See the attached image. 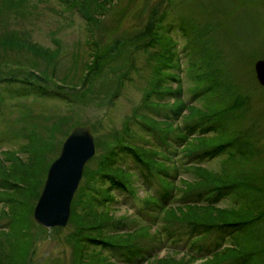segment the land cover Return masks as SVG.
<instances>
[{"label":"trees","instance_id":"1","mask_svg":"<svg viewBox=\"0 0 264 264\" xmlns=\"http://www.w3.org/2000/svg\"><path fill=\"white\" fill-rule=\"evenodd\" d=\"M61 1L66 7H77L89 23L100 20V16L106 12L110 2V0ZM23 8H28L26 0H0V23L3 24L11 16L15 18L25 16L26 11ZM155 15L162 18L165 13H158L157 9H153L148 24L146 21L142 30L132 38L133 41L140 42L139 45L142 47L160 41L158 29L161 25ZM182 29L188 34L191 52L195 55L194 44L199 37L192 35L189 28ZM123 41L125 43V40ZM56 42L54 47L39 44L29 40L26 35L18 34L16 28L6 29L5 33H0V140L10 141L14 138L16 141V146L0 151V203L2 204L0 264H27L28 250L34 241V233L30 228L33 205L40 193L49 162L60 148L62 140L57 138V132L65 135L67 131L65 122L69 119L67 114H45L38 119L34 117L31 119L27 108H20L19 114L7 117L9 113H5L3 109L5 100L35 94L59 97L69 102L75 97L83 102L97 104L101 102L98 95L99 87L94 89L91 84L92 78L104 71L100 63L102 58L93 56L90 62L85 63L87 70L85 74L80 75L81 83L70 86L54 79L56 65L52 60L59 51L57 39ZM163 44L166 47L165 51L161 53L159 61H156V68L153 69L149 80L150 87L145 88L141 103L126 116L122 129H113L98 137L97 146L103 151L97 157V164L90 169L85 165V180L71 202L69 220L74 229L66 237V241L75 249L71 259L75 264H113L112 260L102 254L101 247L115 251V254L116 251L121 250L122 256L124 249L132 248L141 234H149L144 225L132 230H122L119 227L123 226L122 217H115L109 209L99 208L100 204L114 197L113 190H134L131 179L133 171L117 163L119 157L126 155L132 158L135 166L147 179L150 177L160 179L168 194L172 195L174 188L181 192L179 196L181 202L177 205L162 204L158 207L156 216L160 217L162 222L156 232L160 234L161 240L169 241L175 232L174 228H186L184 241L193 243L192 249L195 250L180 256L169 253L142 255L138 264H191L198 256L203 257L201 259L203 264H264V215L259 220L258 227H254L253 223L258 217L252 214L253 211L238 208L248 202V195L239 188L240 184H247L241 179L244 173L240 176L236 174L239 170V159L249 158L251 148L249 139L243 136L229 137L219 142L215 134L205 137V134H209L207 133L209 130L217 131L215 114L233 113L234 109L244 111L246 98L240 96L233 84L229 85L234 91V99L231 102L215 113L208 112L196 116L197 106L182 97L180 84L172 87L163 83L167 78L161 74L172 76L173 72L168 70L167 73L166 69L171 66L178 68L180 65L178 56L175 61L172 59L174 54L177 55L176 49L171 47L173 40L168 36ZM15 46L27 49L45 59L47 63H53L52 71L48 72L51 65L40 66L37 60L27 66L23 63L10 65L8 59L2 55ZM114 47L117 49V44ZM199 53L197 64L202 61L212 63L216 60V52L206 44L199 48ZM6 66H9V70H4ZM206 69L207 71L197 79L208 78L209 82L205 87L197 84L194 87L195 95H203L202 107L206 103L208 105L209 100L207 102L206 100L215 93L217 86L225 84L226 81L221 74V67L212 64L210 69ZM62 80L65 81L64 78ZM17 83H20L18 87H9V84ZM2 86H6L7 92L2 90ZM68 87L77 89L70 92L65 89ZM103 89L104 97L108 101L118 92L117 88L112 92L110 88L103 87ZM167 94L172 96L171 108L164 105L169 101L164 99ZM185 115H189L187 123H185ZM179 117H183L184 121L174 124V120ZM220 120L222 121V118ZM138 122L144 131L169 143V152L177 149L187 155L194 152L195 159L200 158L203 153L213 157L226 152L225 160L234 163L227 166L231 170L237 168V171L226 172L223 169L216 171L201 164H186L185 168L190 169L186 172L192 176H183L177 172L176 167L173 169L170 164H165L158 157V153H164L163 150H157L152 143L142 145L131 141V131ZM194 130H199L197 135L202 137L198 139L199 143L209 141L214 144L203 151L198 146L191 149L192 140L188 135ZM170 134H172L171 140ZM174 177L180 180V184H175ZM228 193L236 196L239 200L238 206H222L217 203ZM145 197L150 200L156 199L151 193ZM255 199L254 197L253 202ZM257 205L259 208H264L262 200ZM109 227H115L116 231L107 230ZM213 232H216L213 239L200 242L204 236ZM228 237L230 242L225 243ZM97 245L100 246L99 249L95 248ZM88 247H91L90 252L87 251ZM125 260L124 264H135L133 257H125Z\"/></svg>","mask_w":264,"mask_h":264},{"label":"rangeland","instance_id":"2","mask_svg":"<svg viewBox=\"0 0 264 264\" xmlns=\"http://www.w3.org/2000/svg\"><path fill=\"white\" fill-rule=\"evenodd\" d=\"M26 2L28 8H23L26 11L25 16L7 18L3 24L0 23V33H5L6 29L16 28L18 34L26 35L29 40L50 47L57 44V39L59 51L55 60H52L56 65L54 79L70 86L81 83L80 75L85 74L87 70L85 63L90 62L93 56L101 57L100 63L104 71L93 77L91 84L94 89L99 87L98 95L101 102L100 104L83 102L77 100V97L69 102L59 97L29 94L25 97L5 100L4 112L9 113L7 117H14L19 114L20 108H27L31 119L32 117L38 119L45 114H67L69 119L65 122V129L84 123L91 128L95 137H101L100 135L113 129L120 130L126 116L141 103L145 88L150 87L149 80L153 69L156 68V61H159L161 53L166 48L163 42L169 36L173 40L171 47L177 51V55L174 54L172 59L175 61L178 56L180 66L166 69L167 73L168 70L173 73L172 76L161 74L167 78L163 83L171 86L180 84L182 97L197 106L196 116L208 112L215 113L231 102L234 99V91L229 85L233 84L240 96L246 98L244 111L234 109L233 113L215 114L217 131L209 130L207 132L209 134H205V137L215 134L217 140L222 142L229 137L243 136L249 139L251 145L249 158L239 159L238 171L237 168L231 170L227 166L232 162L225 160L226 152L213 157L203 156L198 160L203 161L200 164L211 170L237 171L236 175L240 176L244 173V176L248 177L241 178L247 184L238 186L240 190L246 192L245 195H248V202L238 208L253 211L252 214L258 217L253 226L258 227L259 220L264 215V208H259L257 205L261 200L264 203V86L255 75L254 64L255 59L264 58V0H110L106 12L96 23L87 22L77 7H66L61 0H26ZM153 9H157L158 13H165L162 18L154 16L161 25L160 41L142 47L139 45L140 42L133 41L132 38L142 30L146 21L148 24ZM185 27L189 28L192 35L199 37L194 44L195 55L191 52L188 34L182 29ZM115 44L118 46L117 49L114 47ZM205 44L216 52V60L212 63L202 61L197 64L200 56L199 48ZM2 56L8 59L10 65L23 63L27 66L35 60L40 66L49 64L51 65L49 73L54 65L18 46L8 49ZM212 64L221 67V74L226 81L225 84L217 86L215 93L206 100V102L209 100L208 105L206 103L202 107L203 95H195L194 87L196 84L205 87L209 82L208 78H197L207 71L206 68L210 69ZM4 70H9V66L4 67ZM63 78L65 81L62 80ZM18 84L20 83L9 84V87H18ZM103 87L110 88L111 92L117 88L118 92L108 101L104 97ZM65 89L71 92L77 88ZM2 90L7 92L8 89L2 86ZM164 99H169L164 105L171 108L172 96L167 94ZM183 121V117H179L174 120V124ZM188 121L189 115H185V123ZM197 133L199 130H194L188 135L192 140L191 149L195 146L208 148L214 144L209 141L199 143L198 139L202 137L195 135ZM56 136L62 140L65 135L57 132ZM169 138L171 140L172 134ZM130 139L136 144L152 143L157 150H163L164 153H159L158 157L165 164H170L173 169L176 167L177 172L183 176H192L186 172L190 169L183 165L188 160V156L179 149L169 152V143L144 131L139 122L134 124ZM14 146H16L14 138L10 141L0 140V151ZM101 151L103 149L97 146L95 157L86 163L89 169L96 166ZM117 163L133 171L131 179L134 190H113L114 197L100 204L99 208L109 209L115 217H122L123 226H119L122 230H132L144 225L149 234H141L132 248L124 249L122 256L121 250L116 251L115 254V251L101 247L102 254L112 260L113 264H124L125 257H133L134 263L138 264L142 255L169 253L180 256L195 251L192 249L193 243L184 241L186 228H174L175 232L169 241L161 240L160 234L156 232L162 222L161 218L156 216L158 207L162 204L177 205L181 202L179 199L181 192L174 188L173 194H168L160 179L156 177L147 179L129 156L122 155ZM84 180L83 175L80 183L82 184ZM173 181L175 184H180V180L175 177ZM148 192L155 195L156 199H147L145 196L149 195ZM254 197L255 202H253ZM217 203L222 206H238L239 200L234 194L228 193ZM31 218L30 228L34 233V241L29 247L26 263L75 264L71 259L75 249L66 241L68 233L74 229L70 220L65 225L50 230L36 223L32 215ZM107 230L116 231V228L109 227ZM215 234L216 232H213L204 236L200 242L213 239ZM228 242H230L229 237L225 243ZM90 248H87L88 252L91 251ZM95 248L99 249L100 246L97 245ZM202 258L198 256L191 264H203Z\"/></svg>","mask_w":264,"mask_h":264},{"label":"water","instance_id":"3","mask_svg":"<svg viewBox=\"0 0 264 264\" xmlns=\"http://www.w3.org/2000/svg\"><path fill=\"white\" fill-rule=\"evenodd\" d=\"M254 66L259 81L264 84V59H257ZM94 152L95 141L89 127L76 125L48 166L42 191L33 209L34 219L38 223L44 226L66 223L70 201L82 176L84 163Z\"/></svg>","mask_w":264,"mask_h":264}]
</instances>
